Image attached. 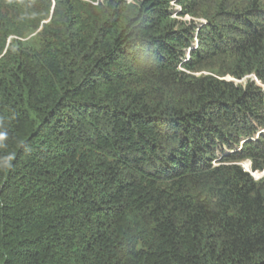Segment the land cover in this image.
Returning a JSON list of instances; mask_svg holds the SVG:
<instances>
[{"label": "trees", "instance_id": "16d2710c", "mask_svg": "<svg viewBox=\"0 0 264 264\" xmlns=\"http://www.w3.org/2000/svg\"><path fill=\"white\" fill-rule=\"evenodd\" d=\"M262 86L264 0H0V264H264Z\"/></svg>", "mask_w": 264, "mask_h": 264}, {"label": "rangeland", "instance_id": "374dc122", "mask_svg": "<svg viewBox=\"0 0 264 264\" xmlns=\"http://www.w3.org/2000/svg\"><path fill=\"white\" fill-rule=\"evenodd\" d=\"M100 2H102V1H104V0H99ZM128 2H132V1H134V0H127ZM170 7L172 8V9H174V10H179V6H177V5H175L174 3H171V5H170ZM174 16V15H173ZM174 17H176V16H174ZM179 21H183V22H191V21H193L194 23H197V24H199V23H204V21L203 20H201V19H192V18H190L189 16H185V17H182V18H177ZM37 33H38V31L37 32H34V33H30V34H28L24 39H23V43L27 46V47H29V48H31V49H38L39 48V45H40V43H39V40H38V36H37ZM226 79L227 80H231V81H233L235 84H244L247 80H251V81H254V82H256L257 83V81L255 80V78L252 76V77H246L245 79H242V80H234V79H231V78H229V77H226ZM262 88L264 89V86H262ZM245 162H248V161H244V162H241V163H239V165L241 166V168L244 170V171H246V172H248L249 174H250V171H248V170H245L244 169V167H243V164L245 163ZM251 175V177L255 180V181H257V180H259V179H261L262 177H264V174H262V172L261 173H258L256 176H253L252 174H250Z\"/></svg>", "mask_w": 264, "mask_h": 264}, {"label": "bare ground", "instance_id": "6f19581e", "mask_svg": "<svg viewBox=\"0 0 264 264\" xmlns=\"http://www.w3.org/2000/svg\"><path fill=\"white\" fill-rule=\"evenodd\" d=\"M243 167H244L245 170H248V171H249V169H248V163H247V162H245V163L243 164ZM252 175H253V176H256L257 173H252ZM256 177H257V176H256Z\"/></svg>", "mask_w": 264, "mask_h": 264}, {"label": "water", "instance_id": "95a60500", "mask_svg": "<svg viewBox=\"0 0 264 264\" xmlns=\"http://www.w3.org/2000/svg\"><path fill=\"white\" fill-rule=\"evenodd\" d=\"M248 163V169H249V171H250V174H252V173H261V172H256V171H252V170H250V164H249V162H247ZM262 174H264V171H262Z\"/></svg>", "mask_w": 264, "mask_h": 264}]
</instances>
